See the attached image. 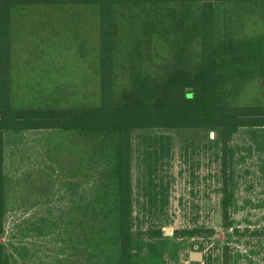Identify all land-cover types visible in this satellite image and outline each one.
<instances>
[{"label":"rangeland","instance_id":"obj_1","mask_svg":"<svg viewBox=\"0 0 264 264\" xmlns=\"http://www.w3.org/2000/svg\"><path fill=\"white\" fill-rule=\"evenodd\" d=\"M200 7L118 8L113 65L117 101L133 86L145 91L160 79L176 76V70L180 76L186 75L184 69L194 70L200 48L191 26ZM213 21L217 102L264 104V1L214 3ZM10 30L13 106L99 104L96 6H15ZM139 132L132 131L134 142ZM158 132L170 134L173 141V157L161 170L169 182V200L145 226L165 222L164 233L135 238L132 264H207L205 257L217 253L215 244L228 245L232 264H264V127H240L234 133L230 228L221 224L216 165L209 150L196 148L216 132L194 127ZM2 137L5 230L0 242L11 243L12 264H113L110 235L86 236L78 225L81 204L91 203L98 210L104 195L112 199L111 149L100 150L99 138L80 131L27 130L4 132ZM141 170V161L134 159L135 199ZM47 218L56 219L52 227L44 226ZM193 226L213 227L215 233L211 238L173 235L174 229Z\"/></svg>","mask_w":264,"mask_h":264},{"label":"trees","instance_id":"obj_2","mask_svg":"<svg viewBox=\"0 0 264 264\" xmlns=\"http://www.w3.org/2000/svg\"><path fill=\"white\" fill-rule=\"evenodd\" d=\"M264 0H0V150L4 132L27 130H67L85 132L99 138V149L110 148L113 161L111 196L98 201V210L91 203L81 204L80 224L91 237L109 234L114 242V263L132 264V243L137 237L157 238L163 235L155 218L168 205V180L161 175L162 166L173 157L172 136L158 132L164 128H206L216 132L196 148L209 150L216 165V192L221 224L231 227L230 208L234 181L233 137L240 127H264V104L230 105L218 103L215 65L214 3L252 2ZM200 3V13L191 26L192 37L199 45V62L185 76L160 79L148 90L133 86L117 101L114 91V55L118 35L119 7L159 4ZM94 5L98 12V70L100 100L98 105L79 106H13L11 99V10L15 6L31 5ZM190 74H187L189 72ZM147 93L146 97L144 94ZM139 129L135 137L132 131ZM109 141V142H108ZM195 147V146H194ZM194 147L192 150H194ZM1 152V151H0ZM136 153V154H135ZM141 161L138 196L133 197V162ZM0 168V234L4 233V188ZM110 191V190H109ZM137 208V212H135ZM56 219H53L55 221ZM52 219L44 226L52 227ZM235 233L239 232L234 228ZM213 227H182L174 229L176 237L211 238ZM219 248V249H218ZM217 253L205 257L207 264H232L233 256L227 244H215ZM13 247L0 242V264H12Z\"/></svg>","mask_w":264,"mask_h":264},{"label":"water","instance_id":"obj_3","mask_svg":"<svg viewBox=\"0 0 264 264\" xmlns=\"http://www.w3.org/2000/svg\"><path fill=\"white\" fill-rule=\"evenodd\" d=\"M215 136H216V133H215ZM166 232H168V230L166 229ZM194 255H196L195 253H193Z\"/></svg>","mask_w":264,"mask_h":264},{"label":"crops","instance_id":"obj_4","mask_svg":"<svg viewBox=\"0 0 264 264\" xmlns=\"http://www.w3.org/2000/svg\"><path fill=\"white\" fill-rule=\"evenodd\" d=\"M12 65V64H11ZM11 70H12V66H11ZM11 84H12V81H11ZM13 86V85H12Z\"/></svg>","mask_w":264,"mask_h":264}]
</instances>
